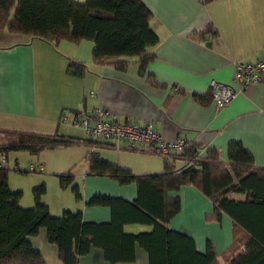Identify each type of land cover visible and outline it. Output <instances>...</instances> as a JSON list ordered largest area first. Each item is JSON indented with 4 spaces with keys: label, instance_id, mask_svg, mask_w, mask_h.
<instances>
[{
    "label": "crops",
    "instance_id": "1",
    "mask_svg": "<svg viewBox=\"0 0 264 264\" xmlns=\"http://www.w3.org/2000/svg\"><path fill=\"white\" fill-rule=\"evenodd\" d=\"M142 1L152 13L149 24L158 37L147 48L153 57L143 69L135 57L129 58L124 68L95 63L91 57L92 40L53 42L25 33L0 31V129L78 139L37 154L7 152L22 169L32 163L35 169L30 171L40 172L47 186L56 184L53 199L45 204L58 216L64 210H79L84 221L100 224L120 213L126 217V209H131L124 203L87 204L95 194L134 204L135 182L121 184L115 178L91 174V155L137 176L162 173L165 164L160 155L129 150L123 141L92 143L82 128L59 121L64 109L85 111L102 107L120 120L149 123L167 139L183 135L215 147L223 160L227 159L228 143L237 140L252 154L255 165L264 166V82L247 86L220 110L214 108L212 100L202 103L195 97L207 96L211 80L230 82L232 59L255 60L264 56V0ZM208 24L214 26L217 36L197 39L191 35ZM71 61L84 66L82 75L66 71ZM16 151L28 153L23 162L25 168L20 165L19 156L14 155ZM175 165L180 169L182 162ZM61 175L70 176L74 183L81 179L79 185L76 183L79 199L70 195V185H60ZM18 179V175L8 174L12 190L21 189L12 185ZM169 194L179 197L180 208L166 223L168 227L189 234L199 251L207 240L217 252L229 244L231 220L225 214L207 217L214 206L209 197L192 185H183ZM230 196L244 197L237 192ZM23 198L21 195L19 199L21 206L33 205L32 199ZM78 200L81 201L76 204ZM122 223L124 233L136 234L152 228L137 222ZM47 246L50 259L59 261L55 246ZM80 263L111 264L96 247L81 257ZM115 264H148V254L136 246L132 261Z\"/></svg>",
    "mask_w": 264,
    "mask_h": 264
},
{
    "label": "trees",
    "instance_id": "2",
    "mask_svg": "<svg viewBox=\"0 0 264 264\" xmlns=\"http://www.w3.org/2000/svg\"><path fill=\"white\" fill-rule=\"evenodd\" d=\"M152 13L142 0H0V31L25 33L49 41L78 43L92 40V60L124 68L135 57L141 69L153 57L147 48L158 41L149 21ZM205 39L217 36L212 24L191 34ZM66 71L82 75L84 66L69 62ZM202 103L211 99L195 96ZM0 150L28 151L37 154L57 145H70L78 139L65 135H47L33 131L0 129ZM92 143L104 140H92ZM196 148L171 152L164 171L154 175H132L98 155L89 157V172L117 179L121 184L135 182L134 204L121 198L95 194L87 204L117 203L131 205L124 214L107 223L86 222L81 211L64 210L59 216L49 213L40 199L43 183L34 188V204H19L20 190L8 184L7 168L0 169V264H47L31 236L45 231L46 239L56 248L62 264H81L80 258L92 248H100L104 260L111 264L132 261L136 246L148 254V264H264V166L254 163L252 154L240 141L232 140L223 160L215 147L195 142ZM182 162L177 169L175 163ZM177 169V170H176ZM62 187L71 186L79 199L78 186L70 176L59 177ZM192 185L210 198L213 210L208 218L227 215L231 220V239L219 253L207 240L199 251L193 238L166 225L180 208L177 191ZM244 195L235 199L230 193ZM125 217V218H124ZM122 222L151 225L149 231L124 233Z\"/></svg>",
    "mask_w": 264,
    "mask_h": 264
},
{
    "label": "built area",
    "instance_id": "3",
    "mask_svg": "<svg viewBox=\"0 0 264 264\" xmlns=\"http://www.w3.org/2000/svg\"><path fill=\"white\" fill-rule=\"evenodd\" d=\"M231 65L233 70L229 83L216 80L209 83L211 99L216 110L224 108L247 86L264 82V56L255 60L235 58L231 60ZM59 121H69L70 124L82 128L92 140H113L116 144L123 141L127 149L151 151L160 155L164 162L169 161L168 156L171 152L180 153L190 148L199 154L204 150V147L196 148L192 138L182 135L167 139L149 123L139 124L135 121L120 120L102 107L85 111L64 109ZM4 168L14 171L35 169L32 163L22 169L17 162H10L8 153L3 148L0 150V169Z\"/></svg>",
    "mask_w": 264,
    "mask_h": 264
},
{
    "label": "rangeland",
    "instance_id": "4",
    "mask_svg": "<svg viewBox=\"0 0 264 264\" xmlns=\"http://www.w3.org/2000/svg\"><path fill=\"white\" fill-rule=\"evenodd\" d=\"M76 1H82V0H76ZM14 155L19 156L20 165H24L22 167L25 168L26 165L23 164V162L25 161L26 157L28 156V153L27 152H20L18 154V151H16ZM8 156L10 159V156H12V153L9 154ZM10 162H12V160ZM8 171H9L8 172L9 175H12V174L18 175V178H19L18 181H12V185L18 186L19 188H21L20 190L22 191V196L24 197L23 198L24 200L26 197L29 199V201H31V199H32V202H33L32 204H34V188L43 182H45L44 184H45V187L47 190H45V192L41 195V198H40L41 201L43 203H46L47 200L51 201L53 199L54 190L56 189V184L47 186L46 181L43 178L41 180V177L39 176L40 172L26 171V172L22 173V172L10 170V169ZM80 180L81 179H77V181L75 180V183H77L79 185V183L81 182ZM69 193H70V195H72V198H73L74 193L72 191ZM80 201L81 200H78V203H76V204H79ZM53 205H51L52 208H53ZM70 210H72V209H70ZM49 213L52 216H58V214L53 213V209L49 210ZM43 231L44 230H40V232H38V234H36L35 236H31L30 241L32 242V244L35 247L37 246L40 249L44 258L46 259L45 261L47 264H62L59 261L54 262L56 259H54V261L50 259L51 256L47 253V249H48L47 245H51L52 243L48 242L47 240H44V238H43L44 232Z\"/></svg>",
    "mask_w": 264,
    "mask_h": 264
}]
</instances>
